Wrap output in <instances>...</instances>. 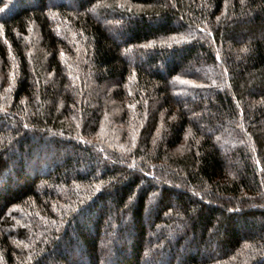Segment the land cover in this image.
I'll list each match as a JSON object with an SVG mask.
<instances>
[{
	"label": "trees",
	"instance_id": "16d2710c",
	"mask_svg": "<svg viewBox=\"0 0 264 264\" xmlns=\"http://www.w3.org/2000/svg\"><path fill=\"white\" fill-rule=\"evenodd\" d=\"M0 264H264V0H0Z\"/></svg>",
	"mask_w": 264,
	"mask_h": 264
}]
</instances>
